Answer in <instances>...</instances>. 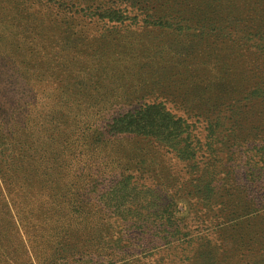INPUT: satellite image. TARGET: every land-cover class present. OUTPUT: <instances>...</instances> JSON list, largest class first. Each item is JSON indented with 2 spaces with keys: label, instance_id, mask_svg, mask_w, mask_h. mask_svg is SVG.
Listing matches in <instances>:
<instances>
[{
  "label": "trees",
  "instance_id": "16d2710c",
  "mask_svg": "<svg viewBox=\"0 0 264 264\" xmlns=\"http://www.w3.org/2000/svg\"><path fill=\"white\" fill-rule=\"evenodd\" d=\"M63 9L61 14H73L101 31L138 26L148 35H166L154 54L159 60L167 57L181 64L200 50L201 70L208 65L223 75L187 84L180 100L159 78L160 89L152 88L146 99H137V107L127 110L131 98L119 107L106 96L88 97L67 116L71 127L60 141L70 139L69 148L54 140L45 148L38 136L18 149L0 136V144L7 143L3 150L12 149L14 155L0 159L2 182L16 181L12 172L17 171L32 182L29 188L50 190L43 203L33 201L44 223L23 232L32 252L41 249L53 264H136L132 253L143 244L132 243L133 230L165 241L164 248L151 254L158 257L155 264L171 255L179 264H264V219L255 222L264 213V0H69ZM114 137H140L167 148L186 168L177 193L164 202L153 188L130 182L125 172L133 155L120 150L115 151L120 155L109 154ZM10 138L24 140L13 134ZM39 146L34 161L19 159ZM67 150L70 156L63 155ZM0 198L7 203L6 194ZM177 198H184V206L176 204ZM188 198L200 207L191 212L194 203ZM49 207L63 219L54 223L58 226L49 223ZM190 214L212 226L191 237ZM119 220L129 225L127 233L100 243L97 237L119 233L114 231ZM98 223L103 225L95 234ZM91 232L94 236L88 237ZM147 250L144 246L142 252Z\"/></svg>",
  "mask_w": 264,
  "mask_h": 264
},
{
  "label": "rangeland",
  "instance_id": "374dc122",
  "mask_svg": "<svg viewBox=\"0 0 264 264\" xmlns=\"http://www.w3.org/2000/svg\"><path fill=\"white\" fill-rule=\"evenodd\" d=\"M68 1L0 0V136L8 138L6 142L12 141V147L17 145L18 149L23 148L26 143L40 136L38 143H45V148L51 147L49 142L53 140L58 146L69 148L70 139L60 141L65 139L64 131L71 127V124L67 125L71 123L66 121L67 116L88 97L106 96L110 98L107 101L118 106L131 98L132 102L124 106L127 110L137 107L141 102L137 99H146L152 88L160 89V79L163 86L169 88V93H174L178 96L175 99L180 100V93L187 84L196 83L199 79L213 80L223 75L222 71L208 65H204V70H201L200 50L194 52V59L190 58L181 64L167 57L159 60L154 54L159 49L156 47L161 39L166 37L164 34H158L163 37L155 36L157 33L148 35L138 26L101 31L88 21L76 20L77 16L73 14H61ZM68 26H72V29ZM55 98L66 103L56 105ZM167 105L175 107L173 103ZM58 110L65 112L57 113ZM4 125L9 126L11 131ZM58 127L64 129L63 132L57 131ZM12 134L24 140L11 139ZM2 141L3 138L0 143ZM109 143L113 144L109 154L117 156L120 151H126L133 155L131 169L125 172V175L131 176L130 182L137 183L142 189L153 188L154 193L162 195L164 202L168 194L177 193L179 184H183V176L187 177L184 164L161 143L140 137H114ZM6 146L7 143L0 144V159L7 155L9 158L14 157L12 149L3 150ZM39 149L40 146L36 152H30L28 157L19 159L25 163L34 161ZM116 150L120 151L115 153ZM70 153L67 150L63 155L70 156ZM12 174L16 176V181L11 184H4L0 179V195L6 194L8 203L2 204L0 198V264H53L51 259H46L41 249L35 248L32 252L23 236V232L38 230L39 223H44L39 217L41 210L35 208L33 201L43 203L41 198L50 190L48 187L29 188L32 182L24 179L25 173L13 171ZM182 199L175 200L179 207L184 206ZM188 201L194 203L190 207L191 212L200 207L197 203L195 205L194 199L188 198ZM159 205L163 206L162 203ZM48 209L49 223H62L63 219L58 213L53 214V207ZM188 217L194 228L190 232L191 237L199 229L212 226L210 221L201 224L192 214ZM262 218L264 213L257 215L255 222L258 224ZM88 219L85 218V221ZM97 225L99 227L93 226L95 234L100 233L103 224ZM128 226L119 220L114 227L118 234L97 238L101 239L100 243L109 244V240L127 233ZM80 227H83V223ZM227 234L231 236L233 229ZM260 234L264 232L260 230ZM90 236H94L92 232ZM129 236L133 244H143L134 249L132 260L136 264H155L157 256L151 254L164 248L165 241L160 237H154L153 241L149 236L133 230ZM89 240L85 238V242ZM144 246L149 250L143 253ZM160 264H179L178 257L165 256Z\"/></svg>",
  "mask_w": 264,
  "mask_h": 264
}]
</instances>
